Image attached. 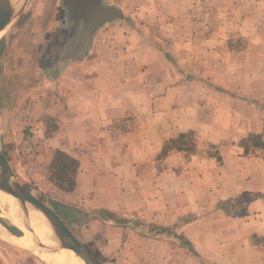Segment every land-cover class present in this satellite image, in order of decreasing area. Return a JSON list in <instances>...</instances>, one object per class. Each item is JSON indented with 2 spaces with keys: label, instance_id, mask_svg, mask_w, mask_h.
<instances>
[{
  "label": "rangeland",
  "instance_id": "obj_1",
  "mask_svg": "<svg viewBox=\"0 0 264 264\" xmlns=\"http://www.w3.org/2000/svg\"><path fill=\"white\" fill-rule=\"evenodd\" d=\"M114 1L125 12L124 19L118 23H125L127 29L132 27L139 39L145 37L151 44V47H143L142 59H146L147 52L156 58L168 56L169 61L164 60L161 66L172 75L168 85L173 107L202 104L205 111L198 128L186 125L187 129L181 133L173 129L172 137L165 142L155 141V160L152 164H141L138 177L125 175L133 183L137 181L134 184L142 181L141 199L146 200L145 203L149 199L147 206L156 211L155 215L141 211L139 221L137 217L126 218V228L131 221L133 225L139 222L140 234L148 233L149 247L155 249L156 263L160 260V264H264V236L255 234L236 240L225 236L226 232H245L248 227L257 232L260 225L264 226V148L259 146L264 138L256 134L245 136L246 125L231 126L227 130L213 123L217 126L212 128L208 118L212 105H226L233 107L236 119L249 120L248 115L257 113V109L249 105L264 104V0ZM35 18L28 11L16 24L18 27L0 34L1 85L4 83L3 63L12 62L10 55L22 53V60L26 62L30 53L26 51H31L30 58L38 60L34 45L41 40H28L27 28L34 23L41 26L46 15ZM52 19L49 20L50 30L63 26L57 22L56 14ZM29 61L32 63L33 59ZM161 79L162 76L156 77L158 81ZM13 90L7 102L2 92L0 94V149L14 176L28 191L73 230L81 229L64 218L67 216L65 207L58 206V198L48 182L50 156L54 157L55 152L51 154L49 145L45 144L46 133L53 129L56 119L53 124L50 118H42V97L39 102L40 94L34 95V87L26 91L22 83ZM21 91H26L27 95H21L18 106ZM199 109L188 106L182 113L196 116ZM37 129L45 131L46 139L35 137L32 131ZM252 136H259L260 140ZM139 146L132 145L131 158L126 157L124 161L127 167L131 160L132 165L136 161L134 153ZM163 162L167 169L161 173ZM119 183L116 180V184ZM163 203L167 205L164 209ZM5 213L0 204V232L26 236ZM73 214L76 218L81 216L79 211ZM232 219L235 225L230 223ZM93 220L86 222L89 229L96 227ZM219 231L223 232L221 238ZM97 238L90 234L92 244L99 247ZM215 241L218 255H208L199 246L212 247ZM22 248L0 236V264H47L37 252ZM239 248L245 253L240 254ZM114 257H107L108 262L102 260V264H130L127 257Z\"/></svg>",
  "mask_w": 264,
  "mask_h": 264
},
{
  "label": "crops",
  "instance_id": "obj_2",
  "mask_svg": "<svg viewBox=\"0 0 264 264\" xmlns=\"http://www.w3.org/2000/svg\"><path fill=\"white\" fill-rule=\"evenodd\" d=\"M61 1L32 0L9 27L12 30L18 27L16 24L28 11L37 17L35 19L46 15L41 21V26L34 23L33 27L27 28V36L30 37L28 40H41L39 43L36 41L34 45L38 60L30 58L31 51H26L30 53L28 61L25 62L22 60L23 54L14 51L16 53L10 55L12 62L3 63L1 76L4 83L0 84V94L2 92L4 101L7 102L8 96L14 94L13 87H20L22 83L26 91L34 87V95L40 94V97L37 96L39 102L42 97V118H50L53 124L56 119L53 129L46 133L47 139L42 129L32 132H35V137L46 139L45 144L47 147L49 145L51 154L61 151L79 162L74 191H63L49 179L48 182L58 198L59 206L65 207L67 216L64 218L69 224L80 226L81 229L73 230L60 218L92 258L98 264L112 256L117 259L127 257L130 264H155V249L149 247L148 233L140 234L139 222L133 225L134 221H131L130 227L126 228L124 220L137 217L139 221L138 215L141 211H151L153 215L156 211L147 206L150 204L149 199L146 203V200L141 199L140 191H144L140 189L142 181L138 185L134 184L137 181L133 183V180L130 177L126 179L125 175L133 176V179L138 177L139 166L147 162L152 164L155 160V141L165 142L172 137L173 129L181 133L187 129L186 125L193 129L198 128L202 124L199 125V121H203L202 115L205 111L200 103L197 104L201 106L188 104L173 107L172 91L168 85L172 75L170 76L168 70L165 72L164 66H161L164 65V60H168V56L156 58L147 52L148 55L144 54L146 59H142L143 47H151V44L145 37L139 39L137 31L132 27L127 29L128 25L118 23L121 19L109 22L93 33L89 51L82 55V24L74 27L75 23L68 20V11ZM116 3L118 2L114 0H105L106 5L119 8ZM122 11L124 19L125 12ZM54 14L57 16V22H71L70 28L61 26L50 30L49 20ZM69 32L70 35H67ZM15 43L16 40L13 41V48ZM31 59L32 63L29 61ZM158 76L163 79L156 80ZM26 91H21L20 96L27 95ZM20 96L18 106L22 100ZM188 106L200 108L196 111V116L182 113ZM212 106L208 114L212 128L221 125L230 130L231 126L238 128L240 125H246L245 136L256 134L264 138V104L249 105L257 109V113L248 115L249 120L236 119L233 107ZM213 123L217 125L213 126ZM135 143L140 145L134 153L136 161L132 165L131 160L127 167L124 161L126 157L131 158L132 145ZM148 153L151 155L145 157ZM50 157L52 160L53 157ZM165 169L167 168L163 162L161 173ZM116 180L120 183L116 184ZM153 185L155 186L154 183ZM148 193L146 191V194ZM165 207L167 205L163 203L162 208ZM76 211L80 212V218L73 214ZM165 212L167 214V211H164V214ZM90 218L94 219L93 224L95 223L96 227L89 229L86 222ZM231 221L235 225L234 220H230V223ZM238 224H242L240 220ZM221 233L223 232L217 233L220 238ZM8 234L15 239H22L20 236ZM90 234H93L95 239L98 235L99 247L92 244ZM255 234L258 237L264 236V226L260 225L257 232L248 227L245 232H226L225 236L229 235L228 239L236 240ZM216 241L211 245L214 252L212 247L204 244L199 246H202V251L208 255H218ZM210 248L208 252L207 249ZM156 264H160V260Z\"/></svg>",
  "mask_w": 264,
  "mask_h": 264
},
{
  "label": "water",
  "instance_id": "obj_3",
  "mask_svg": "<svg viewBox=\"0 0 264 264\" xmlns=\"http://www.w3.org/2000/svg\"><path fill=\"white\" fill-rule=\"evenodd\" d=\"M32 0H0V33L6 31L27 9ZM68 13V20L75 23L74 27L82 24L80 37L83 48L81 54L88 53L91 37L101 26L116 19L123 18V11L108 6L105 0H62ZM0 192L11 195L16 199L22 210L27 207L41 213L51 232L54 233L53 248L56 251L73 252L85 264H98L82 243L71 233L60 216L45 203L28 191L14 176L5 155L0 149Z\"/></svg>",
  "mask_w": 264,
  "mask_h": 264
},
{
  "label": "bare ground",
  "instance_id": "obj_4",
  "mask_svg": "<svg viewBox=\"0 0 264 264\" xmlns=\"http://www.w3.org/2000/svg\"><path fill=\"white\" fill-rule=\"evenodd\" d=\"M14 2L15 0H10ZM2 33V32H1ZM0 33V34H1ZM0 204L7 211L6 217L19 228L26 236L15 239L8 233L0 232V236L10 243L37 252L48 264H85L73 252L67 250L56 251L53 248L54 233L50 231L45 217L27 207L22 210L18 202L11 195L0 192Z\"/></svg>",
  "mask_w": 264,
  "mask_h": 264
},
{
  "label": "trees",
  "instance_id": "obj_5",
  "mask_svg": "<svg viewBox=\"0 0 264 264\" xmlns=\"http://www.w3.org/2000/svg\"><path fill=\"white\" fill-rule=\"evenodd\" d=\"M252 137L254 140H260L259 136ZM259 144L260 147L264 148V142ZM78 170V160L74 159L64 152L56 151L50 163L48 179L57 188L66 192H72L76 188V178Z\"/></svg>",
  "mask_w": 264,
  "mask_h": 264
},
{
  "label": "flooded vegetation",
  "instance_id": "obj_6",
  "mask_svg": "<svg viewBox=\"0 0 264 264\" xmlns=\"http://www.w3.org/2000/svg\"><path fill=\"white\" fill-rule=\"evenodd\" d=\"M70 23H71V22H68V21L64 22V21H63V26H64V28H66V27H67V28H70V25H69ZM71 25H72V23H71ZM67 35H70V32L67 33ZM67 38L70 39V40L72 39V38H70V37H67Z\"/></svg>",
  "mask_w": 264,
  "mask_h": 264
}]
</instances>
